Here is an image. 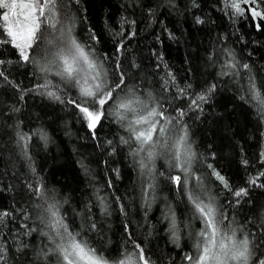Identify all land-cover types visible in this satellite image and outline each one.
I'll list each match as a JSON object with an SVG mask.
<instances>
[{
    "label": "trees",
    "instance_id": "16d2710c",
    "mask_svg": "<svg viewBox=\"0 0 264 264\" xmlns=\"http://www.w3.org/2000/svg\"><path fill=\"white\" fill-rule=\"evenodd\" d=\"M66 3V14H60L61 24L71 26L80 42L93 43L96 55L109 58L107 65L115 64L117 44L123 41L119 60L127 72L129 85L138 86V93L151 91L161 102H166L165 107L173 115L176 108L187 109L194 93H202L212 83L218 84L208 103L202 105V111H186L182 117L198 156L193 171L228 215L223 227L228 228L231 223L237 239L255 233L258 241L264 235V188L259 187L264 184V177H260L257 185L248 184V180L264 172V156H261L264 115L239 98L243 95L240 89L243 75L237 77V84L231 77L221 78L217 73L226 58L220 49L227 48L240 63L251 65L258 85L264 81V31H257L251 21L243 18L233 22L221 10L223 0H195V3L193 0H171V3L169 0H66ZM4 11L0 9V17ZM197 17L204 23L197 24ZM133 31L135 35L130 36ZM90 34L99 42L90 41ZM15 52L10 46H0V59L6 61L0 70L9 80L23 89L43 82L32 75L33 72L42 75L33 66L16 62ZM210 53H213L211 60ZM158 63L160 68L156 67ZM167 71L175 76L179 87L187 89L185 97L174 99L175 88L171 83L168 92L160 87ZM48 79L53 83L59 80L54 75ZM20 95L17 89L0 80V211L12 213L0 222V236L6 237L9 245L17 236V244L20 241L28 244L22 252L10 251L8 264H56L55 257L43 255L46 245L48 248L54 245L40 235L41 229L46 232L49 229L38 219L46 216L45 208L52 203L59 206L70 230L80 231L81 238L109 264L133 250V239L142 244L152 264H188L184 256L194 253L191 233L198 231L203 222L189 221L191 212L186 199L164 178L157 179L156 198L150 206L144 203L138 164L129 155V147L120 142V137H127L128 133L115 117L101 121L94 139L70 105H61L32 92L24 94L23 100ZM21 133L29 137L30 159L17 143ZM38 134L45 135L47 140ZM180 134L177 129L174 138ZM113 148L115 152L110 154ZM161 165H165L164 169ZM155 168L157 172L168 171L161 158L155 161ZM213 168L234 190L247 187L248 195L237 203V198L210 175ZM114 169L119 170V178ZM108 181L113 187L107 186ZM37 183L43 184L44 196L34 195L33 187ZM198 191L207 200V195ZM98 195L108 205L107 214L98 206ZM115 197L121 198L126 215L121 213ZM86 205L91 208L89 222H95L94 230H87ZM170 210L175 212L178 224L190 225L181 228L180 238L175 242L167 231L165 219ZM24 213L29 218L25 219ZM23 224L37 230L24 235ZM259 252H264V245Z\"/></svg>",
    "mask_w": 264,
    "mask_h": 264
},
{
    "label": "snow or ice",
    "instance_id": "6c2138e0",
    "mask_svg": "<svg viewBox=\"0 0 264 264\" xmlns=\"http://www.w3.org/2000/svg\"><path fill=\"white\" fill-rule=\"evenodd\" d=\"M66 8V0H0V9L5 10L0 17L3 20V24L0 25V46H10L15 49L14 55L18 57L16 62L33 66L42 75L36 76V72L32 75L37 81L43 82H37L33 87L23 89L20 84L9 80L3 70H0V80L17 89L21 93L20 100L24 99V94L32 92L61 105H70L94 139L97 138L96 129L101 125V121L108 116L115 117L117 123L128 133L127 137H120V142L129 147V155L134 163L138 164V178H143L140 182L144 203L150 206L151 200L156 198L158 187L156 181L158 178H164L186 199L191 212L189 221L203 222V226L198 231L191 233L194 253L184 256L188 264H264V252L257 254L261 245H264V235L258 241L254 238L255 233L244 234L237 239L236 229L231 228V223L228 228H224V221L229 220L228 215L217 205L216 197L203 187L202 178L196 176L193 171V164L198 160V156L193 150L182 117L186 115V111H202V105L208 103L216 92L218 84L212 83L202 93H194L189 99L187 109L176 108L173 115L165 107L166 102H161L151 91L138 93V86L129 85L127 72L119 60V53L124 49L123 41L117 44L115 64L107 65L106 61L109 58L96 55L93 43L80 42L73 35L71 26L61 24L60 14L62 12L66 14ZM221 10L225 11L233 22L243 18L251 21L257 31H264V0H223ZM195 22L204 23L199 17ZM129 35L134 36L135 32ZM89 40L99 42L94 34H90ZM220 52L226 58L222 61L217 75L221 78L229 76L237 84H239L237 77L243 75L244 84L240 85L243 95L239 98L245 103L252 104L261 115H264V81L258 85L251 65L236 60L233 51L222 48ZM212 56L213 53H210V60ZM5 63L4 59H0V65ZM156 67L160 68L161 64L158 63ZM49 75H54L59 80L53 83L48 79ZM170 83L175 88L174 99L185 97L187 89L179 87L175 82V76L171 71H167L160 85L164 92L169 91L167 86ZM125 121L127 123H124ZM177 129L181 134L174 138ZM38 135L42 140H47L45 135ZM18 136L17 143L21 145L25 157H28L29 137L22 133ZM107 143L111 145L112 141ZM114 152L115 148L110 154ZM141 153L145 155L141 156ZM261 156H264V152ZM136 157H140L138 161ZM157 158L165 160L167 172L156 171ZM243 163L246 165L247 161ZM164 167L165 165H161V169ZM208 167L212 168V165ZM32 171L35 172V169ZM113 171L119 178V170ZM173 171L177 174L173 175ZM210 175L237 198V203L239 198L248 195L247 187L234 190L226 178L214 168ZM260 177H264V172L250 177L248 184L257 185ZM190 182H192L191 188ZM107 186L113 187L112 182L108 181ZM259 187L264 188V184H260ZM198 189L207 195V200L202 197ZM33 193L37 197L44 196L43 184L37 183L33 187ZM114 200L121 213L126 215L121 198L115 197ZM97 201L101 211L107 214L108 205L104 197L98 195ZM45 213L46 216H40L38 219L49 231L41 229L40 235L54 245L50 248L45 246L47 248L43 253L45 258L55 257L56 264H109L103 255L97 254V250L81 238L80 231L70 230L66 218L61 215L56 203L49 204L45 208ZM11 216L12 213L9 211H0V222ZM85 216L86 222H89L91 208L88 205L85 206ZM24 218H29L28 213H24ZM165 219L168 221L167 231L173 242L179 240L182 227L190 226L178 224L175 212L172 210ZM21 227L26 230L24 235H30L37 230L28 224H23ZM95 228V222H89L87 230ZM17 238H14L13 244L9 245L8 239L0 236V264H8L10 251L22 252L28 247L24 241L17 244L15 242ZM132 245L133 250L130 253L113 261L112 264H152L142 244L133 239ZM39 256L40 253H37V257Z\"/></svg>",
    "mask_w": 264,
    "mask_h": 264
}]
</instances>
